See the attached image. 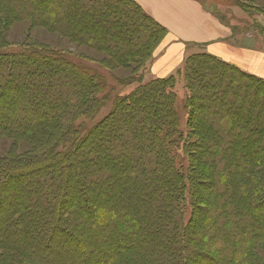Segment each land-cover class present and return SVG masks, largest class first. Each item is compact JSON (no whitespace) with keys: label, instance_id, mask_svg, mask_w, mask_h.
<instances>
[{"label":"trees","instance_id":"trees-1","mask_svg":"<svg viewBox=\"0 0 264 264\" xmlns=\"http://www.w3.org/2000/svg\"><path fill=\"white\" fill-rule=\"evenodd\" d=\"M20 22L120 65L139 58L124 84L139 86L80 137L105 102L99 76L48 44L9 53L0 38V138L13 142L0 155V264H259L250 250L264 247V138L252 141L264 131V80L198 53L176 76L142 82L168 31L135 0H0V26ZM179 76L196 138L187 177L172 152L174 136H188ZM17 178L15 203L4 190Z\"/></svg>","mask_w":264,"mask_h":264},{"label":"rangeland","instance_id":"rangeland-1","mask_svg":"<svg viewBox=\"0 0 264 264\" xmlns=\"http://www.w3.org/2000/svg\"><path fill=\"white\" fill-rule=\"evenodd\" d=\"M201 4H203L208 10L214 12L222 21H224L227 24L233 25L234 30H236L238 33H248L252 32L254 36H256L257 40H260L261 43L264 45V0H197ZM0 38H2L4 41H6L7 50L6 52L9 53H17L20 50L25 49H33L34 46L32 45V42H39L48 44L53 49L57 48L59 50H63L69 57V60H71L74 64H79L84 66L86 69H88L90 72L97 74L99 76V80L105 85L103 93H101L99 96H102V98L105 99V102H103L101 108L99 109L97 115L92 118H84L81 120V123L84 127L81 128L79 131V136L84 137V131L85 129H89L92 126L96 125L97 123H100L103 121L114 109V103L118 96H123L131 93L134 89H137L139 86L138 83H134L131 85H124L126 84V78H129L132 76L136 69H138V64L136 60L139 58L134 59L132 62H129L125 65H120L116 63L112 58L107 56L104 53H100L98 51L92 50L91 48L80 46L76 43L69 42L68 40L60 37L56 34L48 33L47 30L42 28H34L32 27L30 22H20L15 23L12 26L8 28H3L0 26ZM187 58L193 54V47H188L186 49ZM193 53V54H191ZM159 52L156 51L155 55L150 60V65H154L160 61L161 58H158ZM88 59H94V60H108L112 62V60L115 66L114 71H108L106 68H103L99 66L96 63H91L90 61L86 60ZM112 59V60H111ZM51 60V58H50ZM51 62V61H50ZM184 66V64H183ZM183 66L169 76L166 77H157L154 73L151 72V75H145L142 79V82L151 81L153 79H161V78H168L171 76H176L178 72L183 68ZM94 71V72H93ZM156 77V78H154ZM177 84L175 87L176 92V101H174V106L176 110V115L178 116V122L177 126L180 128V132H189V129H187V115L190 113L189 109L186 108V100H187V90L185 89V83L182 81L181 77H177ZM1 112V110H0ZM1 120V118H0ZM78 124V123H77ZM78 124V125H79ZM98 135V133H96ZM95 134V136H96ZM190 135V136H189ZM253 134V139L255 138L259 142L255 141V139L252 141V143H255L260 145V140L258 138H264V131L262 133ZM174 136V135H173ZM174 137L177 138L178 144L175 147H172L173 154L176 155V165L179 170H182L183 173L186 174V177L188 176V170H189V164H190V153L189 149H187L186 145L188 143L193 142L196 140L193 133H188L181 135H175ZM76 139V138H75ZM180 141V142H179ZM13 142L11 139H8L6 137L0 138V155L4 156L7 154L6 149L10 147V145ZM93 141L90 140L87 142L86 138H82L80 141L81 148L84 149H90L89 147L92 146ZM256 148V145H255ZM188 150V151H187ZM255 155L256 151H255ZM264 155V154H263ZM244 156V155H243ZM257 158H259L257 156ZM60 163H64L66 165V161H61ZM59 163V164H60ZM32 174L28 175L31 176ZM22 182V179L17 178L14 180H10V182L7 183V189L4 190V193L9 195L11 193V199L15 200L17 203V192L16 187L18 184ZM206 186V185H205ZM72 189L71 192L73 193L72 201L73 203H80L77 191L78 186L73 183L71 185ZM98 190V189H97ZM13 191V192H12ZM94 192V191H93ZM96 195V192L93 193ZM13 206V205H12ZM190 208L186 211V215H184L185 220H189L190 216ZM98 211L95 212V214H91L90 219L97 221L98 218ZM89 217V216H88ZM30 234L31 231L35 232L36 228L32 225H29ZM124 233L120 231L119 237L123 236ZM106 237V235H104ZM54 250H61L58 251V256L61 257L62 249L61 247H58L56 244H52L51 246ZM75 252H78V246L75 248ZM251 254L255 257V259L259 260V264H264V247L261 245H257L253 247V249L250 250ZM246 264H250L249 262H246ZM253 264H255L253 262Z\"/></svg>","mask_w":264,"mask_h":264},{"label":"crops","instance_id":"crops-1","mask_svg":"<svg viewBox=\"0 0 264 264\" xmlns=\"http://www.w3.org/2000/svg\"><path fill=\"white\" fill-rule=\"evenodd\" d=\"M135 1L168 31L157 50L161 59L150 65L146 75L173 74L192 46L193 53L212 55L264 80V45L252 32L238 33L197 0Z\"/></svg>","mask_w":264,"mask_h":264}]
</instances>
